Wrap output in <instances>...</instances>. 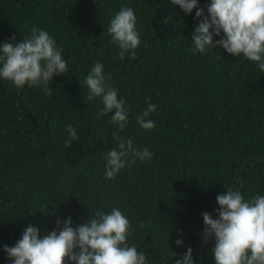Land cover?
Returning a JSON list of instances; mask_svg holds the SVG:
<instances>
[{
	"label": "trees",
	"instance_id": "1",
	"mask_svg": "<svg viewBox=\"0 0 264 264\" xmlns=\"http://www.w3.org/2000/svg\"><path fill=\"white\" fill-rule=\"evenodd\" d=\"M209 2L198 6L206 12ZM121 7L134 10L141 39L135 57L123 60L107 32ZM195 11L170 0H0V45L38 27L55 38L69 69L53 77L47 96L43 86L17 90L0 79V264H12L3 247L27 226L47 234L70 217L75 228L113 207L128 218L127 242L147 264H175L170 251L179 258L188 247L194 264H214L202 214L216 218V197L229 188L245 200L264 196V72L220 47L194 55ZM97 61L126 102L123 131L114 113L98 116L100 98L87 99L84 78ZM149 103L156 126L145 130L136 117ZM68 125L80 139L65 149ZM114 133L153 155L107 179Z\"/></svg>",
	"mask_w": 264,
	"mask_h": 264
},
{
	"label": "clouds",
	"instance_id": "2",
	"mask_svg": "<svg viewBox=\"0 0 264 264\" xmlns=\"http://www.w3.org/2000/svg\"><path fill=\"white\" fill-rule=\"evenodd\" d=\"M170 2L185 14L196 10L195 18L199 22L191 37L194 55L220 47L235 57L242 55L256 62L264 72V0H210L206 12L198 6V0ZM167 22L166 18L164 23ZM136 24V15L130 7H121L110 19L107 32L119 49L120 60L128 53L134 58L141 44ZM214 37L221 38L214 40ZM11 40L15 41L16 36ZM68 70L55 38L38 27H32L30 35L18 43L0 45V79L11 81L17 90L25 85L43 86L44 94L50 95L49 82ZM110 79V74L105 75L103 63L97 61L84 78L87 99L100 98L102 106L97 110L98 116L114 113L111 122L123 131L128 123L126 102L118 97ZM155 111L156 105L149 103L142 114L137 115L136 123L140 128L150 130L156 126L148 119ZM66 130L69 138L63 142L65 149L71 146L70 141L80 139L74 126L68 125ZM112 141L115 146L104 157L107 179H114L126 165L131 167L137 160L152 158L147 148L142 151L135 148L131 138L114 133ZM216 203V218L207 212L202 214V238L205 242L209 239L215 242L214 264H264V196L254 195L245 200L239 190L229 188L217 195ZM55 223L57 229L47 234L29 225L14 246H4L3 251L12 264H147L146 253L127 242L132 225L118 207L110 212L97 211L94 217H88L75 228L70 217L63 221L57 219ZM138 227L142 229L143 223ZM175 244L181 246L183 240L177 239ZM192 253L193 249L188 247L177 258V254L170 251V258L175 264H194Z\"/></svg>",
	"mask_w": 264,
	"mask_h": 264
}]
</instances>
